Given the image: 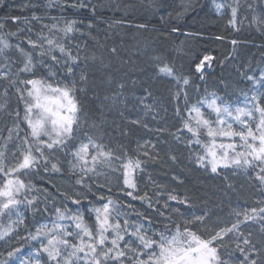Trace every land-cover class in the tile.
Listing matches in <instances>:
<instances>
[{"label": "snow or ice", "instance_id": "snow-or-ice-1", "mask_svg": "<svg viewBox=\"0 0 264 264\" xmlns=\"http://www.w3.org/2000/svg\"><path fill=\"white\" fill-rule=\"evenodd\" d=\"M8 6V0H0V8ZM37 7L29 0L22 10ZM47 7L88 8L89 4L85 0H75L72 4L47 0ZM215 8L217 12L227 9L230 12L228 23L238 31L236 26L242 9L251 10L253 5L247 0L243 4L241 0H231V3H215ZM91 12L95 15V5H92ZM43 19L32 11L30 16H9L0 21V112L7 113L12 121L0 131V240L19 238L25 243L28 240L37 242L32 255L20 259L19 264H264V239L254 243L251 233L245 236L240 230L241 225L248 222L257 223L264 237V206L236 211L235 222L230 226L219 230L205 228L201 233L193 230V225L205 224L207 212L184 222L181 227L172 221L171 216L165 217L156 209L171 225L161 224L157 229L143 213L137 214L139 222L130 221L129 213L123 209L135 211L131 204L95 196L93 188L111 191L107 187L108 178L116 175L126 197L153 207V200L147 192L143 195L134 193L138 190L137 171H143L146 162L153 159L147 149H154L155 145L146 142L141 146L145 158L142 160L141 153L136 157L116 155L103 143L102 136L84 133L81 137L78 130L83 108L77 92L85 91L83 86L89 82L88 72L81 67L89 58L82 59L81 44L71 41L75 33L81 36L84 33L80 32L76 20H64L61 25V18L50 17L55 22L48 25ZM253 20L264 24L262 18L253 16ZM9 22L16 25L15 30L8 27ZM33 22L40 25L39 31L34 30ZM86 27L92 28V24L88 23ZM171 31L175 33L180 29L174 27ZM217 39L223 40L224 37ZM231 43L236 45L237 42L232 40ZM111 52L115 53L116 49L112 48ZM11 53L17 58L13 59ZM91 59L95 61L97 58L93 56ZM154 59L157 73L175 82L171 97L180 127L173 133L174 138L182 141V137H187L183 142L188 146L195 144L202 150V153H193L194 162L212 173L229 168L244 172L251 170L255 173L254 179L264 186V69L258 76H246L252 91L251 95L241 92L242 105L239 98L229 101L214 91H206L204 96L190 103L187 91L191 86L190 78L178 75L175 67L159 56ZM212 60V56L204 55L196 64L195 70L201 80L204 79L206 62L211 66ZM58 69H63L62 79H56ZM45 70L47 77L40 76L39 73ZM119 88L123 89L124 85L120 84ZM10 95L22 102V114L19 108L9 111ZM147 96L151 93L148 92ZM111 99L115 102L119 97L114 94ZM144 109L156 111L151 104H144ZM83 122L87 123L86 120ZM133 123L139 124L140 121ZM57 151L70 155L67 170L75 184L82 188V192L62 194L75 211L53 204L54 219L40 224L34 233L25 227L28 236H21L19 228L24 224L21 208L39 211L38 197L31 195L29 198L34 185L30 179L26 183L21 177L29 178L41 169L45 173H60V162H53ZM9 156L10 160L7 159ZM170 159L175 161L176 157ZM101 179L104 184L89 182ZM167 200L177 201L178 197L169 193L162 205L164 209L168 208ZM97 203L99 207L95 206ZM180 203L187 201L181 200ZM260 204L264 205V201ZM47 210V207L43 209L44 212ZM14 216L16 219H12ZM230 234L243 245H235L240 254L235 259L225 243V237L231 238ZM22 247L23 244L13 246L0 264H8L12 257L19 255Z\"/></svg>", "mask_w": 264, "mask_h": 264}, {"label": "trees", "instance_id": "trees-1", "mask_svg": "<svg viewBox=\"0 0 264 264\" xmlns=\"http://www.w3.org/2000/svg\"><path fill=\"white\" fill-rule=\"evenodd\" d=\"M10 1L13 6L14 0ZM121 1L126 3L125 14L122 15L114 12L117 9L113 5L106 9L96 6L95 15L92 14L91 7L63 14L36 13L42 17H65L60 19L61 25L64 20H76L80 32L84 33L83 36L75 33L71 41L73 44H81L82 59L85 56L89 58L86 64H81L89 74V82L83 86L85 91L77 92V98L83 108L82 128L79 132L81 137L86 133L84 132L86 124L84 125L83 121L89 118L101 126L103 143L117 153L116 155L136 157L141 153L140 158L143 160L144 148L141 146L146 142L155 145L154 149L151 147L147 149L153 159L146 162L143 171H137L138 190L134 193L143 195L147 192L153 200V207L150 208L144 201L126 197L117 177L113 180L108 179L107 187H110L111 191L106 189L97 191L96 188L92 191L96 197L106 196L125 205L131 204L135 211L123 209L129 213L130 221L139 222L137 214L143 213L153 221L157 229L161 224H169V221L163 219L156 209L163 212L165 217L171 216L172 221L181 227L184 222L192 221L196 216H202L207 212L205 224L193 225V230L201 233L205 228L219 230L228 227L235 222L236 211L264 206L260 204V201H264V186L254 179L255 173L251 170L244 172L229 168L212 173L210 169H205L194 162L193 153H202V150L195 144L188 146L183 142L187 137H182V141L174 138L173 133L180 127L171 97L175 82L170 77H163L157 73V61L154 58L159 56L162 61L172 64L178 75L190 78L191 86L187 89L190 103L200 99L206 91H214L226 96L229 101L239 98L242 104L241 92L251 95L252 91L251 82L246 76H258L264 69V24L259 20H253V16L264 19L262 7L264 0H247L253 8L242 9L236 26L238 31L228 23L230 12L227 9L217 12L215 8V3H231V0H197V5L183 16L178 10L183 0L166 2L162 0L156 6H152L149 0H143L142 3L154 9L159 10L158 7H161V10L158 13L154 11V14L148 11L152 9L138 5L135 0ZM244 2L245 0H241L242 4ZM10 11L5 13L6 9L0 8V21L9 16L32 14L27 9L24 11L15 9V13H9ZM102 11H110L111 14L104 16L101 15ZM101 18L107 19L108 22L99 21ZM109 20L144 25L146 28L114 26ZM54 22L52 19H43L44 24L51 25ZM80 22L84 26H81ZM88 23L92 24V28L86 27ZM196 25L200 28H195ZM8 27L15 30L16 25L9 22ZM174 27L180 29L177 35L171 31ZM33 28L39 31L40 25L33 22ZM185 33L202 34L206 38L188 36ZM216 37H224L227 41L218 42L214 39ZM232 40L237 42L236 45L231 43ZM112 48L116 49L115 53L111 52ZM73 51L75 52V49ZM10 55L13 59L17 58L15 53ZM204 55L212 56L213 60L211 66H207L206 63L204 79L201 80L199 74L195 73V66ZM93 56L97 58L95 61L91 59ZM56 71V79H62L63 69ZM39 75L47 77V74L42 72ZM120 84L124 85L123 89L119 88ZM148 92L151 96H147ZM114 94L119 97L115 102L111 99ZM144 104L153 105L156 111H145ZM22 107V102L14 95H10L9 111L19 108L22 114ZM0 115L3 124L0 131H3L6 126L11 125V119L5 112H0ZM134 121L140 123H133ZM171 156H175L176 160H171ZM55 157L53 162L59 161L61 164L60 173H45L41 169L39 173L29 178L21 177L26 183L30 179L34 185L32 192L36 191V195L41 199L37 204L39 211L21 208L24 214V224L19 228L21 236H28L25 227L34 233L40 224L49 223L54 219L53 204L61 208L66 206L75 211L73 205L65 201L62 195L82 192L81 187L79 191L71 188L72 183H75L67 170V160L71 157L60 151L55 153ZM89 182L104 184L102 179ZM169 193L177 196L178 200H167L168 208L164 209L162 205ZM181 200H186L187 203H180ZM95 206L100 205L97 203ZM45 207L48 209L47 212L43 211ZM85 217L87 219V213ZM240 230L245 236L251 233L250 238L254 243L264 239L261 227L257 223L248 222L241 225ZM36 243L31 240L25 243L19 238L0 240V260L6 259L7 252L13 246L20 247L23 244L19 255L8 261V264H19L20 259L32 255ZM225 243L232 251L233 259L240 256L235 249L237 243L243 246L240 240L225 237ZM224 258L228 259L227 256Z\"/></svg>", "mask_w": 264, "mask_h": 264}, {"label": "rangeland", "instance_id": "rangeland-1", "mask_svg": "<svg viewBox=\"0 0 264 264\" xmlns=\"http://www.w3.org/2000/svg\"><path fill=\"white\" fill-rule=\"evenodd\" d=\"M8 1H9L8 4H10V5L8 6V8H6V12L5 13H8V11H10V10L11 11L9 13H15V9H16V11H24V10H22V6L24 4L29 3V0H14V2H13L14 5L12 6L11 1L10 0H8ZM135 1L137 2L138 5H142L144 8L152 9V10H148L151 14H154V11L156 13H158L161 10V7H158L159 10H157V9H154V8L150 7L149 5H146L145 3H142L143 0H135ZM163 1L166 2L167 0H163ZM196 1L197 0H183L180 3V7H179L178 10L182 14V16L185 15L187 12H189L193 7H195L197 5ZM32 2L36 3L38 5V7L35 10H33V9H27V10L30 11V12L35 11L36 13L42 12V13H45V15H50L48 13H52V12H59L60 14H63L64 12H68V11H71V10H73L74 12H79L80 10L85 9V8H79V7H77V8L68 7V8H63V9H61L59 7H56V8L49 9L47 7V0H32ZM57 2L59 4H64V3L72 4V3L75 2V0H57ZM85 2L89 4L88 8L92 7V5H95V6H100L103 9L104 8L106 9V8H108V6L113 5L114 8L117 9V11H114L115 13H119L120 15L125 14L124 13V8H125V4L126 3L122 2L121 0H85ZM149 2H150V4L152 6H156L157 4L162 2V0H149ZM189 5L191 7H189ZM7 9H9V10H7ZM101 13H102L101 15H104V16L111 14L110 11L109 12L108 11H102ZM61 16H63V15H61ZM50 17H58V16H44V19H50ZM58 18L62 19V18H65V17H58ZM4 19H2V20H4ZM115 19H116V17H115ZM98 20L99 21H103V22H108V20L104 19V18H101V19H98ZM109 21L114 26H123L124 25V26H134V27H138V28H146V27H139L138 25H134V24H131V23H125L124 21H120V20H109ZM117 22H119V23H117ZM195 28H200V27L198 25H196ZM209 30H211V28H209ZM178 33H180V32H175L174 35H177ZM185 34H188L190 36H195V37H201V38L205 37L202 34H196V33H185ZM201 38H195V39H201ZM214 39L218 40V42L227 41V40H225V38L223 40H219V39H217V37L214 38ZM41 72L43 74H47L45 71H41ZM205 72H206V70L204 68V73ZM195 73L198 74L196 72V70H195ZM1 117H2V115H0V128L3 125ZM86 121H87V123H84V125L86 124V128H84V132H86L88 135H93V136L99 135V136H102V134H101V126L99 124H97L96 121L91 120L89 118ZM3 122H4V120H3ZM11 123H12V121H11ZM93 125H95L96 127L92 128ZM80 128H82V124H81ZM78 132H80V129L78 130ZM118 155H120V154H118ZM7 159L10 160L11 157L9 156V157H7ZM116 177H117L116 175H109V178H111L112 180L114 178H116ZM71 188L76 189V190L79 191V186H77L75 183H72ZM36 193H37L36 191L31 192V194L29 195V198H31V195H36ZM36 196L38 197V200L41 201L40 197L38 195H36ZM12 219H16V217L14 216ZM4 222L6 224L7 223V219H5Z\"/></svg>", "mask_w": 264, "mask_h": 264}, {"label": "bare ground", "instance_id": "bare-ground-1", "mask_svg": "<svg viewBox=\"0 0 264 264\" xmlns=\"http://www.w3.org/2000/svg\"><path fill=\"white\" fill-rule=\"evenodd\" d=\"M186 35H188V34H186ZM188 36H190V35H188Z\"/></svg>", "mask_w": 264, "mask_h": 264}]
</instances>
